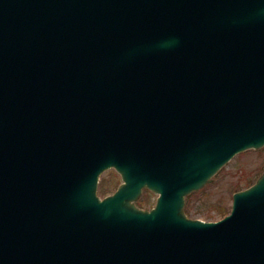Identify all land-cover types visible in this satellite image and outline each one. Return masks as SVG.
Returning <instances> with one entry per match:
<instances>
[{
    "label": "water",
    "instance_id": "95a60500",
    "mask_svg": "<svg viewBox=\"0 0 264 264\" xmlns=\"http://www.w3.org/2000/svg\"><path fill=\"white\" fill-rule=\"evenodd\" d=\"M262 147L264 0H0V264H264V173L183 209Z\"/></svg>",
    "mask_w": 264,
    "mask_h": 264
},
{
    "label": "rangeland",
    "instance_id": "374dc122",
    "mask_svg": "<svg viewBox=\"0 0 264 264\" xmlns=\"http://www.w3.org/2000/svg\"><path fill=\"white\" fill-rule=\"evenodd\" d=\"M263 172L264 147L237 154L209 183L187 196L183 208L186 215L205 222L222 220L231 212L232 195L252 186ZM121 180L115 169L106 170L98 181V196L105 198L112 195L122 184ZM157 197L154 192L146 189L136 204L144 210H150L155 206Z\"/></svg>",
    "mask_w": 264,
    "mask_h": 264
},
{
    "label": "trees",
    "instance_id": "16d2710c",
    "mask_svg": "<svg viewBox=\"0 0 264 264\" xmlns=\"http://www.w3.org/2000/svg\"><path fill=\"white\" fill-rule=\"evenodd\" d=\"M251 185V184H250ZM250 185H248L247 187H249Z\"/></svg>",
    "mask_w": 264,
    "mask_h": 264
}]
</instances>
